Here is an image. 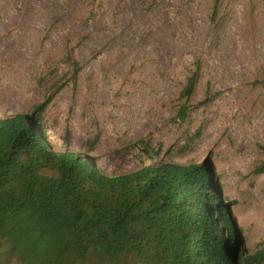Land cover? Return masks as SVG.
Here are the masks:
<instances>
[{
    "label": "rangeland",
    "instance_id": "rangeland-1",
    "mask_svg": "<svg viewBox=\"0 0 264 264\" xmlns=\"http://www.w3.org/2000/svg\"><path fill=\"white\" fill-rule=\"evenodd\" d=\"M50 96L54 150L106 174L208 159L245 248L264 238V0H0V118Z\"/></svg>",
    "mask_w": 264,
    "mask_h": 264
},
{
    "label": "trees",
    "instance_id": "trees-1",
    "mask_svg": "<svg viewBox=\"0 0 264 264\" xmlns=\"http://www.w3.org/2000/svg\"><path fill=\"white\" fill-rule=\"evenodd\" d=\"M196 69L181 97L192 95ZM50 98L0 118V264H264V238L245 248L235 201L208 159L103 173L50 145L40 124ZM254 170L264 172V159Z\"/></svg>",
    "mask_w": 264,
    "mask_h": 264
}]
</instances>
